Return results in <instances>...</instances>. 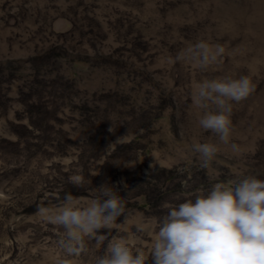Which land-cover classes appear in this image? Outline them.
<instances>
[{
    "label": "rangeland",
    "instance_id": "1",
    "mask_svg": "<svg viewBox=\"0 0 264 264\" xmlns=\"http://www.w3.org/2000/svg\"><path fill=\"white\" fill-rule=\"evenodd\" d=\"M199 40L225 49L206 70L176 59ZM224 75L253 84L228 145L191 99ZM194 142L217 145L206 167ZM249 176L264 180V0H0V264L65 258L64 229L37 209L66 193L83 207L107 185L124 201L104 244L85 236L67 257L95 264L113 237L147 256L165 205Z\"/></svg>",
    "mask_w": 264,
    "mask_h": 264
},
{
    "label": "clouds",
    "instance_id": "2",
    "mask_svg": "<svg viewBox=\"0 0 264 264\" xmlns=\"http://www.w3.org/2000/svg\"><path fill=\"white\" fill-rule=\"evenodd\" d=\"M222 45H210L204 40L177 54L178 61H191L201 70L223 56ZM253 90L249 76L238 79L224 75L204 79L192 91V103L204 110L198 119L199 126L214 133L220 143L228 145L232 132V102H241ZM109 131H114L112 128ZM127 136L117 143L126 142ZM232 151L239 146L231 143ZM202 166H207L217 153V145L210 142L193 143ZM69 182L83 186L81 175H71ZM98 196L86 206H81L77 197L66 193L63 203L55 210L39 207V215L64 229L60 246L65 258L57 264H72L67 257L78 256L86 249L84 237L104 244L107 236L100 229H112L117 219L125 214L124 201L107 185L96 189ZM167 213L158 223L152 236V245L146 256L142 248L128 246L118 237L107 244L95 264H264V180L249 176L234 186L216 183L210 191L199 192L195 199L187 198L175 206H167ZM127 219V216H126ZM139 230H144L140 226Z\"/></svg>",
    "mask_w": 264,
    "mask_h": 264
}]
</instances>
